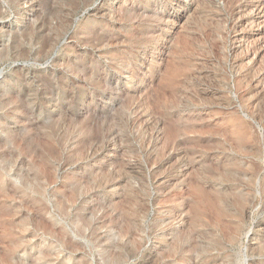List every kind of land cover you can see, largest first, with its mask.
<instances>
[{
    "label": "rangeland",
    "instance_id": "obj_1",
    "mask_svg": "<svg viewBox=\"0 0 264 264\" xmlns=\"http://www.w3.org/2000/svg\"><path fill=\"white\" fill-rule=\"evenodd\" d=\"M0 264H264V0H0Z\"/></svg>",
    "mask_w": 264,
    "mask_h": 264
}]
</instances>
